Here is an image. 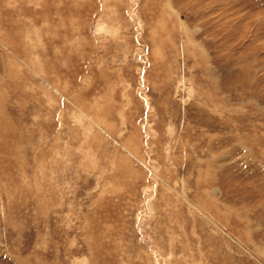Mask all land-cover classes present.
Segmentation results:
<instances>
[{"label": "rangeland", "instance_id": "rangeland-1", "mask_svg": "<svg viewBox=\"0 0 264 264\" xmlns=\"http://www.w3.org/2000/svg\"><path fill=\"white\" fill-rule=\"evenodd\" d=\"M0 264H264V0H0Z\"/></svg>", "mask_w": 264, "mask_h": 264}]
</instances>
